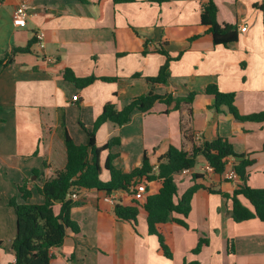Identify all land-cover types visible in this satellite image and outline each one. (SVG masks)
Masks as SVG:
<instances>
[{
	"label": "crops",
	"instance_id": "1",
	"mask_svg": "<svg viewBox=\"0 0 264 264\" xmlns=\"http://www.w3.org/2000/svg\"><path fill=\"white\" fill-rule=\"evenodd\" d=\"M208 1L116 4L114 0H88L84 4L76 0H0V60L10 57L0 67V264L16 262L12 244L17 215L9 202L14 198L22 201L19 186L32 180L31 202L41 204L44 198L38 187L65 165L62 114L75 143L86 145L88 132L108 102L123 109L151 89L175 97L197 92L193 104H183L181 110L157 102L148 112L135 110L131 121L122 126L105 123L97 133L98 146L118 137L121 142L111 151L113 165L130 173L142 165L145 154L156 166L171 146L191 151L195 134L200 133L204 141L220 135L229 138L236 153L255 160L248 168V184L264 188V123H242L226 108L213 109L215 98L205 92L209 84H217L223 92L236 93L240 114L264 111L263 0H214L219 23L238 27L239 39L228 47L216 46L207 27L200 24ZM22 3L32 9L27 24L16 26L13 13ZM244 26L246 31H242ZM39 32L45 35L44 48L37 43ZM34 38L32 53H14ZM160 46L179 59L171 62L169 84L152 85L146 78L156 76L166 61L158 52ZM66 70L80 78L119 81L97 80L81 90L64 79ZM137 73L139 77L134 76ZM76 94L78 100L73 101ZM106 156L104 153V160ZM206 165L199 156L194 169L175 175L178 198L194 185L198 189L191 201L188 228L174 226L173 259L158 254V238L149 234L148 215L142 208L146 196L157 194L162 187L161 181L155 180L137 197L141 206L137 229L117 217L114 206L104 200V192L80 191L71 209L80 232L67 230L63 244L51 250L52 264H185V260L264 264V222L236 223L230 213L231 201L215 192L232 194L242 180L239 176L226 179L207 171ZM34 170H38L37 176ZM109 179V173L104 172L102 180ZM114 197L116 204H132L131 196L123 190ZM240 199L251 207L246 199ZM59 209L57 204L56 212ZM200 238L207 239L208 245L194 255L191 252Z\"/></svg>",
	"mask_w": 264,
	"mask_h": 264
},
{
	"label": "trees",
	"instance_id": "2",
	"mask_svg": "<svg viewBox=\"0 0 264 264\" xmlns=\"http://www.w3.org/2000/svg\"><path fill=\"white\" fill-rule=\"evenodd\" d=\"M87 4L88 0H76ZM138 0H114L116 4L133 3ZM152 2L164 3L169 0H150ZM264 8V1L262 2ZM200 24L207 27V32L211 34L216 46L228 47L239 39L238 27L234 24H220L218 21V7L214 0H209L204 5L201 14ZM36 44V39H32L25 47L15 48L14 53H32V47ZM158 52L166 57L165 63L161 66L156 76L147 77L146 80L152 85H167L171 79V62L179 57H172L170 53L158 47ZM145 53V52H144ZM10 57L0 60V67L5 66ZM139 77L140 74L134 75ZM64 79L73 83L78 89H85L97 80L104 82H117L118 78L90 76L87 78L77 77L73 71L66 70ZM206 94L215 98L213 109L221 111L226 108L227 112L236 121L242 123H264V111L251 115H242L235 105L236 93L223 92L217 84H209ZM197 92H190L187 96L175 97L172 93L164 95L156 93L151 89L146 94L135 97L123 109L108 102L97 117L94 128L88 132L89 141L86 145H78L70 136L66 124L65 116L62 114L60 124L63 132V142L65 146V165L53 172V175L46 179L42 186L38 187L39 194L44 198L41 204L32 203L33 192L29 187L32 180H25L19 186L21 202L15 198L9 204L15 209L17 215V233L13 240L12 249L15 253V264H52L53 254L51 250L63 244L67 230L71 229L79 233L78 224L71 218V209L77 201L68 198L73 189H95L106 194L116 191H125L132 198L129 206L117 203L114 212L121 220L130 222L135 229L138 228V216L140 213V202L137 200V191H131L132 185L138 186L141 183H150L159 180L162 187L157 194L148 195L145 198L142 208L148 217V232L158 238V254L167 259H173L175 253L174 226L188 228L187 218L191 212V201L198 186L189 188L180 198H178V185L175 175L183 170H192L197 164L199 156L204 157L207 164L213 167L214 172L222 175L228 168L230 159L232 168L237 173L243 184L232 194H221L226 201H231V217L236 223L258 219L264 222V188H254L248 184V168L255 164L254 159L248 158L245 154L236 153L229 138L218 136L213 141H204L193 144L192 150L171 146L166 154L161 156L157 165H152L145 154L142 165L135 168L130 173H125L113 165V147L120 144L118 137H113L103 146H98L97 133L105 123H112L122 126L132 119L135 110L141 112L150 111L157 102L165 103L169 107L174 104L175 110H181L183 104L192 105ZM190 112L193 113L190 107ZM169 112V111H168ZM167 112V113H168ZM82 127L85 125L81 123ZM107 153L106 159H103ZM47 166V163L44 162ZM104 172H108L110 179L102 180ZM38 170L33 174L38 175ZM194 179L197 175H193ZM241 197L246 199L250 206L241 201ZM59 204L58 212L55 206ZM208 245V240L200 238L197 247L191 252L198 255L202 248ZM3 243L0 242V249ZM232 242L230 241V249ZM234 248H232V251ZM185 264H200L194 260Z\"/></svg>",
	"mask_w": 264,
	"mask_h": 264
},
{
	"label": "built area",
	"instance_id": "3",
	"mask_svg": "<svg viewBox=\"0 0 264 264\" xmlns=\"http://www.w3.org/2000/svg\"><path fill=\"white\" fill-rule=\"evenodd\" d=\"M264 1V0H263ZM32 9V7H30L28 4L26 3H22L20 6H18L16 8V10L13 13V22L16 26H24L27 24L29 15H30V10ZM247 27L244 26L242 27V31H246ZM36 39H37V43L39 44V46L41 48L45 47V35L43 32H39L36 34ZM73 101H77L78 100V94H76L75 96H73ZM194 139L197 143H201L203 138L201 136L200 133L195 134ZM206 170L207 171H214L213 167L210 166L209 164L206 165ZM190 170H183V172L188 173ZM226 179H237L238 175L237 173L233 170L232 168V162H230V160L228 161V168L226 169V171L222 174ZM147 184L146 183H141L138 186L132 185L131 186V191H137L138 196L140 194H144L147 192ZM84 189H73L70 194L68 195V198L71 200H78L79 199V195H80V191H82ZM117 192V191H116ZM113 192L112 194H106V196L104 197V200H106L107 202H109L112 206L115 207L116 202H115V193Z\"/></svg>",
	"mask_w": 264,
	"mask_h": 264
}]
</instances>
